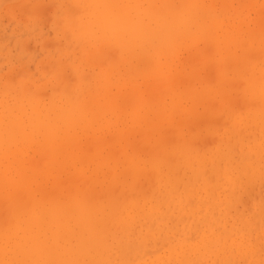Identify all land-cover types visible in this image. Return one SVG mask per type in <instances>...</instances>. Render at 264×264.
I'll return each mask as SVG.
<instances>
[{
  "label": "bare ground",
  "instance_id": "1",
  "mask_svg": "<svg viewBox=\"0 0 264 264\" xmlns=\"http://www.w3.org/2000/svg\"><path fill=\"white\" fill-rule=\"evenodd\" d=\"M204 1L206 0H87L84 2L88 4L89 9L85 8L88 9L90 19L87 18L88 21L82 23L80 20L78 29L72 27L74 24L71 25L72 29H76L74 34L78 33L80 40L86 43L102 42L100 46H104L103 42L108 40L118 44L121 49L128 43L129 49L135 51L129 44L132 43L138 46L139 55L142 49L143 53L149 56L156 53L158 56V53L164 50L167 56L171 57L180 49L184 50L182 48H185L186 44L184 45L182 39L189 38L187 42L198 46L200 41H203L206 50L204 48L197 56L193 54L198 60L196 61L193 55L194 61L192 57L187 59L189 62L192 59L190 64L195 65H185L191 69L188 77L185 76V67L180 66L185 73L183 77V71L174 67L176 62L169 61L170 57H167V63L162 62L163 64L159 63L161 57L159 60L156 57L157 62L146 65L145 69L140 68L142 70L134 64L130 65L132 68L124 67L125 71L124 68L119 69L116 62L108 61V72L115 76V80L110 78L112 86L118 82L117 87L121 88V85L131 83L130 85L134 84L131 88L135 92L140 85L134 83L136 76L151 77V82L145 79L147 83L141 84L143 87L148 85L142 87L143 92H146L148 97L153 94L152 98H157L155 91L161 89L165 97L169 95L171 100L168 98V101L164 102V95L153 100L159 103L162 101L165 105L158 106V103L145 98L143 92L137 90L134 94L137 96L141 92L140 98L144 96V99L138 105L135 101L133 109H137L131 111L132 108L127 109L121 102L126 97H122L121 89V92L117 89L118 93H114L107 88L108 79L102 80L104 87L98 91L95 84L94 87L91 86V81V85H88L89 80L84 82L88 76L75 81L82 75L77 76L74 70L71 71L75 76H72V85L83 80L84 86L86 84L84 91L89 89V86L97 90L92 92L90 88L89 94L87 93L88 97L91 94L88 100L70 99L74 96L70 95L63 104L57 103L61 98L56 99V102L44 103L47 102L46 99L43 102L34 97L35 95L31 97V92H28L30 85H36L38 89L39 84L28 80L30 82L27 86L24 80L26 77H21L23 84L26 83V86H23L20 85L22 79H14L17 84L13 85H19L18 93L19 90L14 91L15 85L10 82L9 87L16 92L13 94L15 101H9L11 104L8 103L7 106L4 103L6 107L0 109V264H211L208 263L209 256L212 264H236L238 258L241 260L240 257L246 254L253 259L257 244L251 245L250 237L246 240L244 232L238 227H230L228 230L225 223L232 218L228 209L244 199L241 198L242 193H251L248 188L253 191L258 182L264 183V17L258 22L260 26H255V31H252L255 29L254 23H251L252 28L249 23L251 31H248L246 23L242 25L224 13L225 22V18L220 16L221 13L218 16V13L213 9L212 11L211 3L214 4L217 0L209 4ZM38 3L32 4L31 7ZM76 6L79 5L76 3ZM38 10L29 9L31 13ZM83 15L84 13L79 17ZM230 18L234 21H230ZM244 20L245 18L242 22ZM208 21H211L213 26H207ZM253 21L257 23L256 19ZM67 24L68 20L63 21V26ZM244 25L247 31L244 30L245 27H241ZM222 26H232V29L223 27L224 30ZM69 34L73 37L72 32ZM73 40L72 38L71 41ZM66 45L68 49L69 46ZM78 48L80 49V45ZM97 49L100 51L103 47ZM88 50L90 51L89 48ZM95 51L90 57L84 51L87 53L85 58L93 60ZM102 54L103 52L101 57ZM99 56L96 55L94 60L101 63L95 62L97 66L106 65H102L106 57L102 62ZM134 56L130 58L131 62ZM123 59L125 58L122 57L121 60ZM72 60L69 61L74 64ZM92 60L89 63L86 61L87 69L90 63L92 65ZM182 62L181 65L186 63ZM197 62L201 65L198 66ZM211 62L214 65H210ZM171 63L175 64L172 66L174 71ZM208 63L209 66H206ZM71 67L74 68L73 65ZM207 67L215 71L213 80V72L204 70ZM147 70L151 73L146 74ZM202 70L204 74L209 73L211 77L207 75L211 79L208 80L206 74H201ZM91 74L92 72L88 75L92 77ZM189 75L190 78L195 77L200 84L197 82L196 86L192 81L188 91L185 88L177 91L179 84L183 85L180 80L183 81L185 77L190 85ZM65 77L63 79H67ZM0 79L1 82L2 78ZM153 80L158 82L155 86L157 89L151 85ZM40 83V88L44 89V83ZM57 83L52 86L54 83L50 81L49 87L52 91H45L47 87L43 92H49L47 94L50 97L61 88L64 95V87L68 82L64 87ZM71 83L66 86L70 94L75 93L73 91L77 87L75 84V89L70 90ZM81 83L82 81L79 85H82ZM149 83L153 87H150ZM8 84L4 87V92L3 87L0 88L2 97L6 90L11 91L6 89ZM98 84L100 85V82ZM23 87L28 89L26 93ZM129 87L127 92L125 90L126 93L130 91ZM79 89L78 94L79 91L80 94L84 93ZM38 91L41 94L39 89ZM38 91L35 89L36 96ZM132 93L129 97L134 95ZM22 94L31 96L27 98ZM40 96L48 98L46 94ZM23 98L25 101L27 98L30 104L23 102ZM184 99L191 101L188 106L185 105L187 102ZM126 102L128 104L129 101ZM131 105L133 104L127 106ZM128 110L131 111V116L127 117L130 123L126 119L130 113ZM218 110L222 121H219L218 115V120L215 119L214 114ZM203 125L209 136L203 131L204 141H200L199 133L204 129ZM138 134L142 140H134ZM213 134H218L213 138L214 144L213 139L212 142L209 140ZM200 138L202 139L201 136ZM138 141L142 142V146ZM143 144L150 146L146 148ZM143 176L145 180L142 182ZM3 198L7 203L2 201ZM244 200L246 205L250 203L248 198ZM242 204L245 205L244 201ZM217 214L220 222H223V231L213 228ZM238 216L234 222L242 221V224L246 222V226L250 225V221L242 219L244 215ZM5 219L8 223H5ZM170 222H173L172 226H169ZM202 226L206 228L202 229ZM194 236L196 237L194 240L191 238L190 242L188 238ZM150 253L154 255L153 259L146 263L145 258ZM261 260L257 263L261 264Z\"/></svg>",
  "mask_w": 264,
  "mask_h": 264
},
{
  "label": "rangeland",
  "instance_id": "2",
  "mask_svg": "<svg viewBox=\"0 0 264 264\" xmlns=\"http://www.w3.org/2000/svg\"><path fill=\"white\" fill-rule=\"evenodd\" d=\"M27 0H0V78H2V81L0 82V88H2V91L4 92V87L8 84V87L6 88V89H8V90H11V88L9 87L10 86V82L12 83V85H13V83H15V84H17V81H15L16 79L17 80H20V79H22V78H25L26 77V79H24L25 80V82L27 83V86H28V83L30 82H28V80H31L32 82L31 83H33V84H39V90L41 91V94L39 93V91H38V89H37V86L35 85H30L29 86V88H30V91H28V92H31L30 94H32V96L29 94V95H23L22 94V96L23 97H26L27 96V98L28 97H33L34 95V97H38V99L39 100H41V101H46L47 100V102H44V103H48V102H50V103H52V102H56L59 98H61V100L59 99V101H57V103L59 102L60 104H63V103H66V101L69 99V97L68 96H72V95H74L73 97H70V99H72V98H74V99H76L77 98V100L78 99H80V100H82L83 98V101H85V100H88L89 99V97H90V95H89V97H88V94H89V92L90 91H97L95 88V90H93L92 88H91V86L92 87H94V84H95V87H97V89H98V91H100V89L102 88V86L104 87V85L102 84L103 82H102V80H104V81H106L105 79H108L109 80V82H110V78H114L115 76H113L110 72H108V71H110L109 69V65H108V61H113V62H116L117 63V65H118V68L119 69H122V68H128V66H130V65H136V66H139V69L140 68H142V69H145V67H146V65L148 66L149 64H153V63H155V62H157V58H158V60H159V58H160V60H159V63H167V60H168V58L170 57V56H167V52L166 51H164V50H162V53L161 52H159L158 54V56H157V53L155 54V55H153V56H149V55H146V54H144L143 53V49L141 50V53H140V55H139V49H138V46H135L134 44H132V43H129L134 49H136L135 51H133V50H130L129 49V45H128V43H127V46L123 49H121V47L120 46H118V44H115L114 42H108V40L107 41H104L103 42V45L104 46H100V44H102V42H92V43H86V42H84L83 40H80V37H79V34L78 33H75L74 34V32H75V30L76 29H78V27L80 26V20H81V23L84 21H86L87 20V18H88V20L90 19L89 18V12H87V10L89 9V7H88V4L86 3V2H84V1H87V0H28V1H30V2H26ZM57 1V2H56ZM69 1V2H68ZM177 1H179V0H177ZM211 1L213 2V0H206V1H204V3L205 4H209V3H211ZM227 1V2H226ZM229 0H217L216 2L214 1V4H212L211 3V6L212 7H210L211 8V10L213 9L214 10V12L219 16L220 15V13H221V18H225L224 19V21L226 22V14H228V16H230L231 18H235L234 20L237 22H241L242 23V25H243V23H246L247 24V27H248V24H249V26L252 28L253 26H252V24L254 25V27L255 26H260L259 24H258V22H260L261 21V19H263L262 17H264V14H262V13H264V6H263V0H230L231 2H228ZM236 1V2H235ZM242 1V2H241ZM22 3L21 5L19 4V3ZM39 2V3H38ZM51 2V3H50ZM81 2V3H80ZM203 2V1H202ZM207 2V3H206ZM239 2V3H238ZM243 2H245V4L243 3ZM256 2V3H255ZM263 4H262V3ZM23 3H26V4H23ZM36 3H38L37 5L39 6V4L40 3H42L41 5H40V7H36L37 5H34L33 6V8L31 7L32 6V4H36ZM57 3H59V4H57ZM76 3L79 5V6H76ZM80 3V4H79ZM223 3L225 4V5H223ZM230 3V4H229ZM233 3V4H232ZM238 3V4H237ZM258 3H259V6H258ZM30 4V5H29ZM55 4V5H54ZM56 4H57V6H59L58 8H57V6H56ZM72 4V5H71ZM75 4V5H74ZM232 4V5H231ZM256 4V5H255ZM261 4V5H260ZM19 5H20V7H19ZM28 5V6H27ZM50 5V6H49ZM74 5V6H73ZM86 5V6H85ZM239 5H240V7H239ZM22 6V7H21ZM23 6H24V8H23ZM42 6V7H41ZM47 6V7H46ZM52 6V7H51ZM73 6V8H71ZM224 6V7H223ZM230 6V7H229ZM233 6V7H232ZM247 6V7H246ZM252 6V7H251ZM261 6H263L262 8H261ZM30 10H34V9H41V10H43V11H34L33 13H34V15H33V13H31L30 11H29V9ZM31 7V8H30ZM45 7V8H44ZM88 8L87 10H86V8L85 9H82L81 10V8ZM243 7H245L244 8V10H243ZM8 8H10V10L8 9ZM12 8V9H11ZM26 8V9H25ZM43 8V9H42ZM56 8V9H55ZM230 8V9H229ZM46 11H45V10ZM52 9V10H51ZM57 9H60V10H57ZM70 9V10H69ZM247 9V10H246ZM257 9V10H256ZM261 9V10H260ZM19 12H18V11ZM62 10V11H61ZM212 10V11H213ZM23 11V12H22ZM58 11V12H57ZM246 11V12H245ZM261 11V12H260ZM81 12H83L84 13V15L83 16H85V17H83V16H81V18L79 17L80 15H82L83 13H81ZM30 13L32 14L31 16H30ZM51 13V14H50ZM62 13V14H61ZM71 15H70V14ZM75 13V15H73V14ZM79 13H81V14H79ZM225 13V14H224ZM28 14V15H27ZM88 14V15H87ZM225 16H224V15ZM249 14V15H248ZM52 15V16H51ZM260 15H263V16H260ZM14 16V17H13ZM24 16V17H23ZM66 16V17H65ZM70 16H72V17H70ZM234 16V17H233ZM258 18H257V17ZM245 18V22L243 21L242 22V20ZM256 17V18H255ZM10 18V19H9ZM12 18V19H11ZM45 18V19H44ZM67 19L68 20V24H67V26H63V21H67V20H63V19ZM85 18V19H84ZM230 18V21H234L233 19H231ZM247 18V19H246ZM13 19H14V21H13ZM73 19V20H72ZM84 19V20H83ZM254 19H256V22L257 23H255V21H253ZM46 20H48L47 22H46ZM87 20V21H88ZM137 20V19H136ZM161 20V19H160ZM257 20H259V21H257ZM57 21H59V23L57 22ZM62 21V22H61ZM249 21V22H248ZM10 22V23H9ZM61 22V23H60ZM161 22H163V20H161ZM211 22V21H210ZM210 22L208 21V23H206V25L208 26H213L212 25V22H211V25H210ZM66 23L67 22H65V24L64 25H66ZM70 23V24H69ZM252 23V24H251ZM45 24V25H44ZM74 24V25H73ZM77 24V25H76ZM46 25H47V27H46ZM70 25V26H69ZM71 25H73L72 27H74L75 26V28L74 29H72V27H71ZM9 26V27H8ZM82 26V25H81ZM64 29H63V28ZM69 27H71L70 29H71V31H70V29H66V28H69ZM223 27H225V29L227 28H229L230 30L232 29V26H228V27H226V26H222V28ZM231 27V28H230ZM242 28L243 27H245V25L244 26H241ZM219 28H221L220 26H219ZM246 28V27H245ZM251 28H249L248 27V31H249V29H250V31H251ZM194 29H195V27L193 26L192 27V30L194 31ZM218 29V28H217ZM224 29V28H223ZM222 29V30H223ZM224 29V30H225ZM254 29V28H253ZM252 29V31H255V30H257L256 29V27H255V29L253 30ZM68 30V31H67ZM73 30V31H72ZM244 30H246L247 31V28L246 29H244ZM263 30V29H262ZM65 31V32H64ZM67 31V32H66ZM72 32V34H73V37L71 36V34H69V33H71ZM77 32V31H76ZM245 33V32H244ZM5 34V35H4ZM42 34V35H41ZM78 34V35H77ZM76 36H78V38H76ZM13 37V38H12ZM54 37V38H53ZM12 38V39H11ZM72 38L74 39L73 41H71L72 40ZM76 38V39H75ZM48 40V41H47ZM54 40V41H53ZM69 40V41H68ZM189 40V38L187 39V38H185V39H182V41H184V45H185V48H182V49H184V50H182L181 51V49H180V51H178V52H176V53H173L172 54V56L170 57V59H169V61L171 60V62H173L174 61V63L176 62V65L175 64H173V63H171V67L173 66V65H175L174 67L177 69L178 68V70L180 69L181 70V67H185V65H192V64H190V62L192 63V59L190 60V62H189V60L187 61V59L189 58H191L192 57V55L193 54H195L196 56H197V54H199L200 52H202V51H204V48H205V50H206V46H205V44H204V42L203 41H200V44H199V46H198V44H195V43H192V42H187V41ZM11 41V42H10ZM54 43H53V42ZM56 41V42H55ZM68 41V42H67ZM71 41V43H69ZM77 41V42H76ZM81 42V43H80ZM186 42V43H185ZM203 42V43H202ZM61 43V44H60ZM68 43V45H66ZM78 43H80L79 45H80V49L78 48ZM97 43V44H96ZM112 45H111V44ZM69 44H71L72 46H70ZM85 44H86V46H85ZM96 44V46H94ZM188 44V45H187ZM194 44V45H193ZM54 45L56 46V47H54ZM62 45L64 46V47H62ZM65 45L68 47L69 46V48L67 49L66 47H65ZM112 47H111V46ZM192 47H190V46ZM195 45H197L196 47H195ZM237 45H239V44H237ZM236 45V46H237ZM29 46V47H28ZM58 46V47H57ZM73 46H75L74 48H73ZM98 46V47H97ZM106 46H108V47H106ZM116 46V47H115ZM117 46L121 49H119V48H117ZM205 46V47H204ZM71 47V48H70ZM86 47H88L89 49H90V51L88 50V48H86ZM103 47V50H98L97 48H102ZM107 48V50H106V48ZM114 47L116 48V50L114 51ZM62 48V49H61ZM96 49V51H95V49ZM126 48H128L127 50H126ZM189 48V49H188ZM193 48H194V50H193ZM256 47H253V49H255ZM61 49V50H60ZM71 49H73L72 51H71ZM87 49V50H86ZM34 50V51H33ZM36 50V51H35ZM120 50V51H119ZM138 50V51H137ZM195 50H196V52H195ZM81 51V52H80ZM84 51H86L87 53H88V55H87V53L86 52H84ZM89 51V52H88ZM94 51H95V53H96V55H97V57H98V55H100L99 57L101 58V61L103 62V59H104V57H106L105 59H104V62L102 63V65H104V64H106V65H104V66H100V65H98L97 66V64L99 63V62H97V61H94L95 59H96V55H95V58L92 60V65H91V63L89 64V65H91V66H89L88 65V68L89 69H87V65L86 64H88L89 62H91V60H90V58L88 59V57L87 58H85L86 57V55L87 56H89L90 57V55L91 54H94ZM103 52V54H102V56L103 57H101V53ZM113 51H114V53H113ZM122 51H123V53H122ZM126 51H127V53H126ZM195 53H194V52ZM39 52V53H38ZM84 52V53H83ZM100 52V53H99ZM119 52H120V54H119ZM131 52V53H130ZM136 52H137V54H136ZM192 52V53H191ZM81 53V54H80ZM105 53V54H104ZM187 53V54H186ZM112 54V55H111ZM127 54V55H126ZM129 54H130V56H129ZM183 54V55H182ZM50 55V56H49ZM78 55V56H77ZM80 55V56H79ZM82 55H84V57L82 56ZM133 55H135L134 56V62H133V60H132V62H133V64H132V62L130 61V58H132L133 57ZM173 55H175V56H173ZM182 55V56H181ZM195 55H193L194 57H195V60H196V56ZM73 56H74V58H73ZM129 58H128V57ZM141 56V57H140ZM185 56V57H184ZM199 56V55H198ZM70 57V58H69ZM122 57L123 58H125L126 59V57H127V59L125 60V59H123V60H121L122 59ZM157 57V58H156ZM168 57V58H167ZM194 57H192L193 58V61H194ZM248 57H250V55L248 56ZM72 58H73V60H72ZM76 58V59H75ZM79 58V59H78ZM100 58H97V59H100ZM140 58H142V59H139ZM152 58V59H151ZM156 58V59H155ZM184 58H185V60L188 62H186L185 60H184ZM198 58V57H197ZM245 58H247V57H245ZM90 60V61H88V60ZM136 59V60H135ZM149 59V60H148ZM155 59V60H154ZM57 60V61H56ZM72 60V61H74L73 63L74 64H72V62L70 63V61ZM83 60V61H82ZM139 60V61H138ZM162 60H164V61H162ZM173 60V61H172ZM198 60V59H197ZM196 60V61H197ZM76 61V62H75ZM78 61V62H77ZM86 61L88 62V63H86ZM94 61V62H93ZM100 61V62H101ZM110 61V62H111ZM119 61H123V62H120L119 63ZM128 61V62H127ZM136 61V62H135ZM182 62V64H184L185 62L187 63H185L184 65H181V62ZM50 62V63H49ZM97 64H96V63ZM129 63V65L127 64V63ZM142 62V63H141ZM199 62V61H198ZM197 62V63H198ZM70 63V64H69ZM86 63V64H85ZM119 63V64H118ZM126 63V64H125ZM136 63H138V64H136ZM141 65H140V64ZM162 63V64H163ZM178 63V64H177ZM193 63H196V62H193ZM212 63V62H211ZM99 64H101V63H99ZM143 64V65H142ZM45 65V66H44ZM49 65H50V67H49ZM54 65V66H53ZM74 66V68H72L71 66ZM84 65H86V68L84 67ZM96 65V66H95ZM126 65H127V67H126ZM179 65V66H178ZM201 64H199L198 63V66H200ZM210 65H214L213 63L212 64H210ZM33 66V67H32ZM69 66V67H68ZM108 67V69H106L105 70V68H107ZM142 66V67H141ZM181 66V67H180ZM189 66V67H190ZM193 66H195V65H192V67ZM206 66H209V63L206 65ZM205 66V67H206ZM49 67V68H48ZM78 68V70H77V68ZM92 67V68H91ZM131 68L133 67V66H130ZM174 67H172V71H174ZM189 67L187 68V67H185V70L187 71V70H189V71H185V73H184V70H181V71H183V77H184V74H185V76H187L190 72H191V69H189ZM204 67V66H203ZM202 67V68H203ZM24 68V69H23ZM75 68H76V70H75ZM83 68H85V69H83ZM91 68V69H90ZM124 68V69H125ZM199 68V67H198ZM208 68V67H207ZM206 68V69H207ZM52 69H54V70H52ZM57 69H59V70H57ZM96 69V70H95ZM126 69H125V71H126ZM142 69H140V70H142ZM201 69V68H200ZM205 68H204V70L207 72L208 70H211L212 71V69L210 68H208L207 70H206ZM26 70V71H25ZM30 70V71H29ZM32 70V71H31ZM51 70V71H50ZM57 71V73H56V71ZM72 70H74V71H76L77 72V74H76V72H75V74L78 76V75H82L81 77H76L77 78V80H75V81H77L78 82V80H79V78H81V79H83V76H84V78L85 77H87L88 76V78H86L87 80H84V82L86 83V81H88L89 80V82L88 83H90V81L92 82V85H91V83L90 84H88V85H91V86H89L90 88H91V90H90V88L88 87V85H87V88H89V89H85V91L83 90L84 88H86V84H85V86H84V83H83V80H81L82 81V85H79V83L81 82V81H79V83H76V82H74L73 84L75 85V84H77L76 86H74V85H72V83H71V80L73 79V77L72 76H74V72L72 73L71 71ZM86 70V71H85ZM87 70H89L88 72H87ZM123 70V69H122ZM151 70V69H150ZM193 70V69H192ZM213 70H215V67H213ZM67 71V72H66ZM104 71V72H103ZM203 71V70H202ZM201 71V72H202ZM31 72V73H30ZM55 72V73H54ZM58 72L61 74H59L58 75ZM65 72V73H64ZM85 72H87L86 73V75H85ZM92 72V77L90 76V75H88V74H90ZM103 72V73H102ZM106 72V73H105ZM108 72V73H107ZM209 72V71H208ZM213 72V71H212ZM3 75H2V74ZM54 73V74H53ZM71 73H72V75H71ZM145 73V72H144ZM149 73H151V72H149V70H147V72H146V74H149ZM14 74H15V76H14ZM31 74V75H30ZM48 74V75H47ZM53 74V75H52ZM103 74H104V76H103ZM107 74V75H106ZM191 74V73H190ZM201 74H204V71L201 73ZM206 74V73H205ZM205 74H204V76H205ZM207 74H209V73H207ZM206 74V76L205 77H207V79L209 80V79H211L210 77V74H209V76ZM214 74H215V71L213 72V76H212V80H213V78H214ZM10 75H12V76H10ZM57 75H58V79H56L57 78ZM66 77H65V76ZM70 77H69V76ZM109 75H110V77H109ZM111 75L113 76V77H111ZM145 75V74H144ZM30 76H31V78H30ZM35 76V77H34ZM91 78H90V77ZM93 76H94V78H93ZM101 78V80L99 81V77ZM203 76V77H204ZM22 77V78H21ZM27 77H28V79H27ZM46 77V78H45ZM50 77V78H49ZM56 77V78H55ZM61 77V79H59ZM67 78V79H69L70 81H68L67 79H63V78ZM75 77V76H74ZM104 77V78H103ZM139 77V78H138ZM188 77V76H187ZM43 78H45V79H43ZM9 79V81H6V80H8ZM14 81H13V80ZM48 79H50V80H48ZM52 79H54L55 81H53ZM94 79V81H92ZM97 79V81H95ZM137 79V80H136ZM140 79V80H139ZM149 82V80H150V82L152 81L151 79H153V78H149V77H143V76H136L135 78H134V83L136 84H139L140 83V85L138 86V89H136L135 90V92L137 93V90H140V91H142L143 92V90L144 89H142V87H143V85L141 86V84L143 83H147L146 82V80ZM149 79V80H148ZM186 79V77L183 79V81L182 80H180L181 82H182V84L184 85V83H185V85L183 86V85H181V84H179L178 86L180 87H178V90L177 91H182V90H184V88H185V90H187L188 91V88H189V86H191L192 85V83L194 82V84L197 86L198 84H200L199 83V81L196 79L195 80V77H192V78H190V75H189V83H190V85L186 82L187 80H185ZM1 80V79H0ZM10 80H12V81H10ZM23 80V79H22ZM24 80L23 81H21L20 82V85L22 84L23 86H26V83L25 84H23L24 83ZM40 80V81H39ZM45 80V82H43ZM60 80H62V82H60ZM63 80H65V82L63 81ZM113 80H115V78L113 79ZM112 80V81H113ZM211 80V81H212ZM37 81V82H36ZM50 81H51V83L53 84L54 83V85H52V86H55V83H57L58 81V83L57 84H59V83H61L62 85H63V87L65 86L64 84H67V82H68V84L67 85H69V82L71 83V85L72 86H74V88L72 87V86H69L70 87V90H72V89H75V87H76V91L74 90H72L73 92H75V93H72V94H70V93H68V89H66V86L64 87L65 88V90H64V95H65V93H66V95L64 96L63 95V93H61L63 90H61V88H59V86L57 85V87L61 90H59L58 88V93L57 92H55V93H53L50 97H49V94H47V93H49L50 91H52V90H50V87H49V83H50ZM73 81V80H72ZM185 81V82H184ZM193 81V82H192ZM6 82H8V83H6ZM36 82V83H35ZM40 82H42V83H44L43 85L45 86L44 87V89L43 88H40L41 86H42V84L40 83ZM49 82V83H48ZM64 82V83H63ZM96 82V83H95ZM100 82V85L98 84ZM102 82V83H101ZM108 82V85H107V88L110 90V92L112 91V92H114V93H118V90L120 91V89H121V91H123L122 93H121V95H122V97L125 95L126 97V99L124 98V99H122L121 100V102H123L122 104H123V106H126V108L127 109H131L132 108V110L131 111H133L134 109H133V106H135V103L137 102V104L136 105H138V103H141L142 102V99H144V96H145V98L147 97L148 99H158V97L161 95V97L164 95V93L162 92V90L160 89V90H158V91H155V94L156 95H158L157 96V98L155 97V98H152V95H149L150 97H148V96H146V92H143V98L141 99L140 98V93H139V95H137L136 96V94H134L135 92L132 90V88H131V86L133 87L134 86V84H132V85H130L131 83H129V84H123V85H121L122 87L121 88H119V87H117V83L116 84H113V86H112V82H110L109 83ZM154 82H156L155 80H153V83H151V85H153V86H151L150 85V83H149V85H150V87H153V88H156L155 86H157V83L158 82H156V84H154ZM197 82H198V84H197ZM6 83V84H5ZM30 83V84H31ZM45 83H47L46 85H45ZM14 84V85H15ZM19 84V83H18ZM41 84V85H40ZM105 84V83H104ZM187 84V85H186ZM13 85V86H14ZM62 85H61V87H62ZM99 85V86H98ZM116 85V86H115ZM13 86H11V87H13ZM19 85H15L14 87H15V90L12 88V90H14V91H16L17 90V87H18ZM35 88H34V87ZM116 88H115V87ZM119 86V85H118ZM128 86H130L129 88H130V91L128 90V93H126L127 92V89H128ZM146 86H148V85H146ZM146 86H144V87H146ZM194 86V85H193ZM33 87V88H32ZM48 87V88H47ZM127 87V88H126ZM140 87V88H139ZM143 87V88H144ZM24 88V90H25V93H26V91L28 90L26 87H23ZM47 88V89H46ZM52 88H54V87H52ZM78 88H80L79 90H83L84 91V93L83 92H81V94H80V91H79V94H78ZM111 88V89H110ZM123 88H126V89H123ZM148 88V87H147ZM146 88V89H147ZM160 88H162V87H160ZM187 88V89H186ZM5 89V90H6ZM20 89H21V87H20ZM32 89H33V93H32ZM35 89H36V91H38L37 93V96H36V94H35ZM46 89V90H45ZM63 89V88H62ZM118 89V90H117ZM152 89V88H151ZM157 89V88H156ZM180 89V90H179ZM9 91V92H7V90L5 91V94L3 95V97H2V91H0V97H2L1 99H2V101L0 100V109L1 108H5L7 105H8V103H9V105L11 104L10 102L12 101V103H14L13 102V99H14V96L15 95H13V94H15L16 92H14V91ZM18 90H19V88H18ZM17 90V91H18ZM49 91V92H47V93H44L43 91ZM90 90V91H89ZM125 90H126V92H125ZM132 90V91H131ZM120 91V92H121ZM146 91V90H145ZM149 91H150V89H149ZM12 92H14V93H12ZM54 92V91H53ZM69 92H71V91H69ZM131 92H133L132 93V95L133 96H131V97H129L130 96V93ZM151 92V91H150ZM150 92H147V93H149L150 94ZM153 92V91H152ZM151 92V93H152ZM157 92H159V93H157ZM160 92H161V94H160ZM167 92V91H166ZM6 93H7V95H6ZM10 93H12L11 94V96L9 97V95H10ZM18 93H20V90H19V92ZM46 94L47 96H48V98L46 97V96H40V95H44V94ZM52 93V92H51ZM56 93L58 94V95H56ZM68 93V94H67ZM86 93V94H85ZM88 93V94H87ZM163 93V94H162ZM28 94V93H27ZM40 94V95H39ZM60 94V95H59ZM84 94H85V96H84ZM167 94H170V93H168L167 92ZM191 94V93H190ZM7 96V98H6V96ZM39 95V96H38ZM55 95V96H54ZM63 95V96H62ZM155 95V96H156ZM21 96V95H20ZM21 96V97H22ZM59 96V97H58ZM62 96V97H61ZM77 96H79V97H77ZM87 96V97H86ZM134 96H136V98L137 97H139V99L137 98V100H136V98L134 99L133 97ZM191 97V95H187V97ZM19 97V96H18ZM41 97L43 98V99H41ZM45 97V98H44ZM54 97V98H53ZM65 97V98H64ZM121 97V96H120ZM121 97V98H122ZM128 97V98H127ZM11 98V99H10ZM27 98H26V101H27ZM53 98V99H52ZM62 98H64V99H62ZM162 98H165L163 101L165 102V101H168L167 99L169 98V100H171V98H170V96L169 95H166V97H165V95H164V97H162ZM46 99V100H45ZM57 99V100H56ZM67 99V100H66ZM132 101V103H130V100ZM134 99V100H133ZM23 100V102H25L26 104L28 103V104H30V102H26L25 101V98H23L22 99ZM34 100V99H33ZM63 100V101H62ZM124 100V101H123ZM186 102H187V99H184ZM184 100H183V104H184ZM7 103H6V102ZM10 101V102H9ZM14 101H15V99H14ZM126 101H129L128 102V104H127V102ZM136 101V102H135ZM141 101V102H140ZM154 101V103H158L157 105L158 106H162V105H165V103H163L162 101H160L161 103H159L157 100H153ZM125 102V103H124ZM134 102V103H133ZM190 100H188V102L185 104V105H187V104H190ZM6 104V106H4L5 104ZM25 103H23V104H25ZM2 104V105H1ZM130 104H133V105H131L130 107H128ZM167 104V103H166ZM128 105V106H127ZM188 106V105H187ZM139 108V107H138ZM201 108H202V106H201ZM201 108H200V110H201ZM137 109V108H136ZM136 109L134 110V111H136ZM141 110V109H140ZM129 111V110H128ZM131 111H129L130 113V115L129 114H127V116H126V119H127V117L129 118L130 116H131ZM219 110L214 114V116H215V119L216 120H218V118H216V116L217 117H219L220 119H219V121H222V115H221V117H220V115H219ZM221 114V113H220ZM177 118H178V115H177ZM128 120V122L130 123L131 121H130V119H127ZM192 120V119H191ZM190 120V121H191ZM126 121V120H125ZM218 121V122H219ZM193 122V121H192ZM203 130L202 131H200V135H199V139H200V141H204L203 139H204V136H205V134H204V136H202L203 135V133L206 131V132H208L207 131V129H205V127H204V125H203ZM204 131V132H203ZM205 132V133H206ZM209 136V133H206V136ZM211 135V134H210ZM216 135H218V134H216ZM216 135H214L213 134V136L211 137H209L210 139L209 140H211V139H213V138H215V136ZM107 137H110V135H106ZM140 137V134H138L137 136H135L134 137V140L136 139V140H142V138L140 139L139 137ZM200 136L202 137V139L200 138ZM207 136V137H208ZM111 137H113V136H111ZM129 137V136H128ZM130 137H131V135H130ZM137 137H138V139H137ZM141 137H142V135H141ZM206 137V138H207ZM205 138V139H206ZM208 139V138H207ZM206 139V140H207ZM209 140H208V142H209ZM136 142V141H135ZM139 143H140V141H138ZM137 142V143H138ZM207 142V141H206ZM211 142H212V140H211ZM214 142H215V139H213V142H212V144H214ZM138 143V144H139ZM142 143V142H141ZM139 144V145H141L142 146V144ZM144 144H146L145 142H144ZM143 144V145H144ZM144 146H146V148L148 147L149 148V144H147V145H144ZM144 146H143V148H144ZM130 149V148H129ZM130 151V150H129ZM141 178H143L142 179V182L145 180L144 179V176L143 177H141ZM141 180V179H140ZM259 185H262V186H259ZM255 190H256V193H254V191L255 190H253V191H251L252 189L251 188H248V192H251V193H247V191H245L244 193H242V197L241 198H248V200L250 201V203H248V205H246V201L244 200V199H242L243 201H244V204L246 205V206H248L247 208V211H246V206L245 205H243L242 203H243V201L242 200H239L237 203L239 204H235L234 206H232V207H230L229 209H228V213H229V215H230V217H232L231 219H229V221H228V223H229V226H228V223L226 224L225 223V227L229 230L230 229V227L231 228H233V227H238V229H240L242 232H244V237L246 238V240L248 239V237H250V243H251V245H256L257 244V249H256V254H253L254 255V257H253V259L252 258H249L250 256L249 255H243V256H241L240 258H241V260L238 258V260L239 261H237L236 262V264H238V262H239V264L240 263H242V261H243V263L242 264H244V262H245V264H260V262L259 263H257L258 262V260L260 259H262L261 260V264H264V219H263V215H264V183L262 184V182H258L257 183V185H256V187L254 188ZM246 193H247V196H246ZM252 196H251V195ZM260 194L262 195L261 197H260ZM245 195V196H244ZM249 196H251V199H250V197ZM256 196H258V197H256ZM255 197L257 198V199H255ZM259 198H261V199H259ZM4 200V203H7V201H6V199H2V201ZM247 200V201H248ZM248 201V202H249ZM240 204H241V207H240ZM261 206H260V205ZM249 205H251V206H249ZM245 206V207H244ZM258 206V207H257ZM239 208V209H238ZM244 208V209H243ZM230 209H231V211H230ZM235 209V210H234ZM233 210L235 211V212H233ZM238 210V211H237ZM251 210V211H250ZM257 210V211H256ZM237 211V212H236ZM250 211V212H249ZM243 212V213H242ZM4 213V212H3ZM235 213V214H234ZM256 213H257V215H256ZM261 213H262V215H261ZM234 214V215H233ZM221 215V217H225L224 215H222V214H220ZM238 217H242L243 215V217H242V219H244V221H250L249 222V224L250 225H248V226H246V222H245V224L243 223H241L242 221H240V223H239V221L238 222H234V220L237 218V216ZM252 217V218H254V220L251 218V219H249L248 217ZM217 220H216V223L214 222L213 223V228L214 229H216V230H219V231H223V222H220V218H219V214H217ZM258 217V218H257ZM247 218V219H246ZM262 218V219H261ZM176 219V218H175ZM232 221V222H231ZM253 221V222H252ZM255 221V222H254ZM256 221H258V226H256L257 224H256ZM231 222V223H230ZM5 223H8V220L7 219H5ZM4 223V224H5ZM233 223H234V225H233ZM237 223H238V225H237ZM252 223V224H251ZM254 223V224H253ZM240 224V225H239ZM243 226H242V225ZM6 225V224H5ZM173 225V222L171 223L170 222V224H169V226H172ZM233 225V226H232ZM240 226H242V228H244L245 230L243 231V229L242 228H239ZM255 226H256V229H254V231H253V228H255ZM220 227V228H219ZM206 227L205 226H202V229H205ZM221 229V230H220ZM247 230V231H246ZM249 231V233H246V232H248ZM259 232V234H258V232ZM254 232V233H253ZM245 233H246V235H245ZM259 235L258 237H256L257 235ZM238 235V234H237ZM247 235H249V236H247ZM197 236V235H196ZM196 236H194V237H189L188 239H190V242H192L191 241V238H192V240H194V238L196 237ZM247 236V237H246ZM252 237H253V240H252ZM255 237L257 238L256 240H255ZM198 238H199V235H198ZM257 242V243H256ZM253 243V244H252ZM262 243V244H261ZM260 246H259V245ZM263 246V248H261ZM260 249H262L261 251H260ZM258 250V251H257ZM258 253H260L259 255H258ZM152 255L153 254H149V255H147V258H145V260L147 261L146 263H148V262H151V260L153 259V257H152ZM211 255V254H210ZM154 256V255H153ZM152 257V258H151ZM248 257V258H247ZM260 257V258H259ZM209 258H210V260H208V263H211L212 264V260H211V257L209 256ZM245 260H243V259ZM148 259V260H147ZM251 259L253 260V263H252V261H251Z\"/></svg>",
  "mask_w": 264,
  "mask_h": 264
}]
</instances>
